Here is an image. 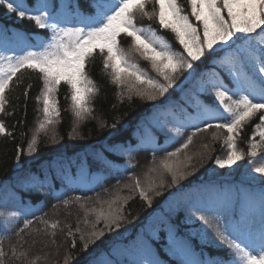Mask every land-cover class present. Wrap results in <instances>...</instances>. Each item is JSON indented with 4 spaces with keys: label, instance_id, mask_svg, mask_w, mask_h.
Returning <instances> with one entry per match:
<instances>
[{
    "label": "snow or ice",
    "instance_id": "1",
    "mask_svg": "<svg viewBox=\"0 0 264 264\" xmlns=\"http://www.w3.org/2000/svg\"><path fill=\"white\" fill-rule=\"evenodd\" d=\"M187 4L190 15L180 0H89L90 12L82 10L79 0H0V7L32 22L41 30L35 34L17 30L11 35L7 29L0 31L3 36L0 45V137L14 138L4 119L15 115L16 108L20 106L19 97H16V103L12 102L11 92L19 87L25 75L30 78L33 72L42 82L36 97L37 127L26 149L17 147L14 157L17 168L22 169L32 163L31 159L22 157L31 158L38 151L40 133L53 128L60 119L58 93L61 84L67 86L65 99L70 100L76 122L70 138L85 139L77 129L81 122L93 117L94 101L101 95V88L90 74L97 59L102 63L101 75L107 76L108 82L116 88L118 103H131L134 99L152 102V116L147 118V123L166 128L171 134L166 137L168 143H174L176 138L192 129L175 151H167L158 145L153 148V166L145 173V181L129 177L133 182L123 187L129 190L130 195L123 202L120 197H115L102 202L107 204V210H92L96 218L91 223L92 230L87 234L81 233L79 237L81 251L87 252L92 244L107 233L118 231L128 221L130 213L125 211L127 200L138 194L151 207L154 198L163 195L162 189L174 187L194 175L199 166L194 161L199 159L202 164L205 154L189 155L186 150L199 133L215 129L211 139L222 142L225 155L214 158L217 168L234 170V166L246 157L253 165L247 173L248 187L234 190L208 184L175 205V208L183 206L190 212L191 215L185 217L186 223L200 221L202 227L196 235L204 245L217 246L209 235L212 233L219 244L229 250L228 260L197 252L188 236L178 234L177 226L171 223L170 213L164 212L159 225L151 226L148 233L139 235L130 243H110L106 251L98 254L88 253L80 264H163L150 243L160 228L166 229L164 247L176 258L177 264H264V155L260 156V163H253L264 150V0H187ZM153 21L158 28L152 26ZM162 32L171 33L172 39ZM33 35H43L44 38L34 44L31 42ZM173 40L182 51L174 47ZM10 44L19 47L21 54H9L12 51ZM204 60L220 71L212 72L206 79L207 73L197 72V62L203 63ZM140 61L147 62L155 76L142 67ZM181 76L184 77L181 85L195 83L191 99L185 95L181 98L183 103L174 100L170 93L174 86L180 87L177 80ZM223 77H227L229 82L226 83ZM31 87L29 83L23 92L25 107ZM200 94L212 95V102L201 100ZM189 108L193 111L190 112ZM254 120L258 122L253 125L245 151L239 142L246 126ZM118 122L108 125L101 121L99 127L115 128ZM22 123L23 120L16 122ZM16 124L12 125L13 129ZM145 142L141 137L140 144ZM52 143H57L55 135ZM203 147L208 153L207 159H213L209 145ZM133 151L131 142H125L112 145L94 157L84 152L82 157L77 156L76 166L82 175L91 163L110 172V161L104 152H113L127 154L128 167L135 168ZM157 152H163L158 164ZM182 152L184 158L180 159ZM57 156L56 163L67 160L71 167L70 157L60 152ZM52 163L49 161V167ZM154 173L159 179L153 178ZM64 175L67 176L66 171ZM166 178L170 180L166 181ZM46 179L43 172L27 171L20 177V182L29 188L39 189ZM178 190L183 191L182 188ZM81 199L75 197L74 202ZM60 202L68 204L67 199H60ZM97 202H101L99 197ZM39 222L53 230L60 226L59 221L49 224L43 217ZM32 223L26 219L24 227L16 232L23 250L18 252L17 246L13 245L6 252L0 242V264H35L29 258L32 245L23 248L27 241L20 236ZM84 223H89L87 216ZM100 223H103V228H97ZM35 231L32 244L41 243L46 247L47 242L37 238L43 230ZM79 231V227L75 232L68 229L72 248L76 247V232ZM51 235L54 236L55 232ZM69 259L71 256L65 257V264Z\"/></svg>",
    "mask_w": 264,
    "mask_h": 264
},
{
    "label": "trees",
    "instance_id": "2",
    "mask_svg": "<svg viewBox=\"0 0 264 264\" xmlns=\"http://www.w3.org/2000/svg\"><path fill=\"white\" fill-rule=\"evenodd\" d=\"M184 5L186 12L190 15V7L187 0H180ZM80 6L84 12H90L89 0H79ZM193 22L194 18H193ZM140 23L147 25V21H140ZM153 27L158 28L155 21L151 22ZM7 29L9 35L20 30L22 33L35 34L41 30L37 29L34 24L26 19H20L15 13H10L5 7H0V31ZM161 34L168 36L172 39L171 33L162 32ZM44 38L43 35H33L31 38L32 43H36ZM3 43V36L0 35V45ZM173 45L176 49L182 51L180 46L173 40ZM9 47L12 51L9 54H21L20 48L15 44H10ZM142 67L146 68L152 76L155 73L151 72L150 66L145 61H140ZM199 67L198 73H207L208 76L214 71H220L215 68L208 60L203 63L197 62ZM102 63L99 59L91 67V76L97 81L101 88V95L96 98L93 104L94 112L93 117H89L86 121L80 123L78 132L85 136L81 140L78 137L75 139L70 138L75 119L70 109V100L65 99L68 94L66 85L61 84L58 93L59 105L61 108V116L53 128L47 132H41L39 136L38 151L33 154L31 158L22 157V159H31L32 163L20 169L14 163L17 147L26 149L28 141L31 139L34 130L37 127V100L42 82L37 73L33 72L23 77L22 83L19 87L11 92L12 102L16 103V97H19L20 106L16 108L15 115L4 117L8 127L13 131V137H0V242L5 249L9 251L13 245L17 246V251L23 250L18 243L19 237L16 232L24 227V221L31 220L33 223L20 234L27 243L23 248H30L29 258L35 264H65V257L71 256L67 264H80V261L88 253H100L106 251L110 243L117 245L130 243L136 240L141 234H146L153 225H159L160 216L164 212H169L171 215V223L177 226V232L181 236H188L190 242L197 252L203 251L213 257H222L225 260L230 258L229 250L219 244V240L212 234L209 235L215 245L207 246L196 235L198 229L202 227L200 221L195 220L193 224L185 222V217L191 215L190 212L183 206L175 208L179 201H183L185 197L193 193L196 189L201 188L208 184H214L224 189H240L249 186L247 173L253 167L249 164V158L240 161L238 166H234V170L219 169L215 166L214 158L216 156L223 157L225 151L222 150L221 141H213L211 139L212 133L215 129H209L208 132H201L193 138V144L187 149V153H204L205 159L200 164L199 159L195 160L198 170L194 175L189 176L187 179L181 181L174 187H165L161 191L163 195L155 197L151 207L139 198L136 194L134 198L126 201L125 211L130 213L128 221L116 232L107 233L100 240L92 244L87 252L81 251L82 241L79 237L81 233L87 234L90 232L91 223L95 221V213L91 208H99L95 211L99 212L103 207L107 208V201L115 198L114 194L118 193L121 201L130 195L129 190L124 188L125 184H131L133 181L129 177L143 178L144 171L152 166L153 148L157 145L167 151H175L180 148L190 134L192 129H189L183 136L176 138L174 143H168L166 137L171 135L167 129L157 128L150 126L147 123V118L152 116V102H143L134 99L131 103L125 101L123 104L118 103L116 97V88L108 82L107 76L101 75ZM225 82L228 83L227 77H223ZM183 76L177 80V85L170 89V93L174 100H179L187 95L191 99V92L195 87V83L185 82L181 85ZM31 83L32 87L29 89L28 98L25 107V97L23 92L27 85ZM200 99L205 102H212L213 97L210 94H200ZM159 103V101L157 102ZM115 105V108L113 107ZM67 109V110H65ZM193 111L191 108L188 109ZM18 120H23L22 124H16ZM116 120L115 128L105 127L100 128L101 121L106 122L108 125L113 124ZM258 120L252 121L244 130V133L239 142V146L247 151L246 143L248 137L252 135L253 125ZM16 124L13 129L12 125ZM169 127L171 124L168 125ZM26 133V135H22ZM207 134V136H206ZM55 135L57 143H52V137ZM141 137L145 138V143L140 144ZM259 139V137H257ZM125 142H131V147L135 150L132 153V163L136 165L135 168L128 167L129 157L127 154L117 155L113 152H104L110 161L111 171L102 168L96 163H91V167L87 168L85 174H81L76 166L77 156H83L87 152L90 156L94 157L95 154L101 153L102 150L110 148L112 145H118ZM47 144V146H45ZM209 145V151L213 159H207V154L204 145ZM79 146H84L83 148ZM195 149V150H194ZM194 150V152H193ZM62 153L65 157H70L72 164L69 167L67 160L62 163H56L59 159L57 153ZM191 154V155H192ZM264 155V150L258 155L254 164L261 162L260 156ZM184 156V152L180 157ZM163 157V152H157L158 162ZM49 161H53L49 167ZM31 171L34 173L43 172L47 177L42 188H29L20 182V177L25 172ZM67 172V176L64 172ZM252 175H256L252 173ZM170 178H166V181ZM72 184H71V183ZM89 185V187H87ZM115 186V188H114ZM183 189L179 191L178 189ZM9 193H16L19 200L22 202L20 205L8 204ZM175 194V195H172ZM151 196L152 193H149ZM75 197H81L79 202H74ZM91 197L92 199H89ZM99 197L101 202H97ZM67 199L68 204L60 202V199ZM12 203V202H11ZM55 205V207H54ZM83 205V207H81ZM21 207H26L23 211ZM171 210L170 209H173ZM16 213V215H12ZM47 214V215H45ZM89 223H84L85 217ZM43 217L49 221V224L54 221H59L60 226L53 230L46 227L39 222V218ZM7 221V223H5ZM77 227L80 231L76 232V247L72 248V238L68 237V229L71 228L74 232ZM103 223L97 225V228H103ZM36 229H41L37 237L41 241L47 242L46 249L49 250L46 255L40 253L43 250V244H32L33 237L36 236ZM55 232V235H51ZM7 237V238H5ZM54 241V243H53ZM167 241L166 229L160 228L157 232V237L152 238L150 243L154 250L157 251V257L163 264H177L176 258L171 256L164 245ZM10 261V257H9ZM10 264H19V262H10Z\"/></svg>",
    "mask_w": 264,
    "mask_h": 264
},
{
    "label": "rangeland",
    "instance_id": "3",
    "mask_svg": "<svg viewBox=\"0 0 264 264\" xmlns=\"http://www.w3.org/2000/svg\"><path fill=\"white\" fill-rule=\"evenodd\" d=\"M206 136H207V134H206ZM195 150V149H194ZM194 150H193V152H194ZM192 153H190L189 155H191ZM184 158V156H182V157H180V159H183ZM159 163V161L158 162H156V164H158ZM153 166V165H152ZM151 166V167H152ZM149 168V167H148ZM148 168L144 171V175H143V178H142V182H144L145 181V173L148 171ZM153 178H156V179H159L157 176H156V174L154 173L153 174ZM71 183V182H70ZM72 184V183H71ZM87 187H89V185H87ZM114 197H119V195H118V193H115L114 194ZM8 200L10 201V203H8V204H16V205H20L22 202L19 200V198H18V195L16 194V193H9L8 194ZM12 202V203H11ZM20 208L24 211L25 209H26V207H21L20 206ZM91 209H95L94 207L93 208H91ZM96 209H99V208H96ZM95 209V210H96ZM103 209L104 210H107V208H105V207H103ZM98 211V210H97ZM96 211V212H97ZM100 211V210H99ZM49 250H47L46 249V247L43 245V250L41 249L40 250V253H43L44 255H46L47 253H49L48 252Z\"/></svg>",
    "mask_w": 264,
    "mask_h": 264
}]
</instances>
